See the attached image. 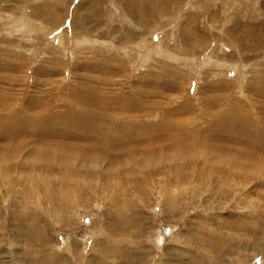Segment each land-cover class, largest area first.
Masks as SVG:
<instances>
[{"label":"rangeland","instance_id":"obj_1","mask_svg":"<svg viewBox=\"0 0 264 264\" xmlns=\"http://www.w3.org/2000/svg\"><path fill=\"white\" fill-rule=\"evenodd\" d=\"M0 264H264V0H0Z\"/></svg>","mask_w":264,"mask_h":264},{"label":"bare ground","instance_id":"obj_2","mask_svg":"<svg viewBox=\"0 0 264 264\" xmlns=\"http://www.w3.org/2000/svg\"><path fill=\"white\" fill-rule=\"evenodd\" d=\"M78 116H76V118H77ZM78 119V118H77ZM80 119V118H79ZM238 136V135H237Z\"/></svg>","mask_w":264,"mask_h":264}]
</instances>
